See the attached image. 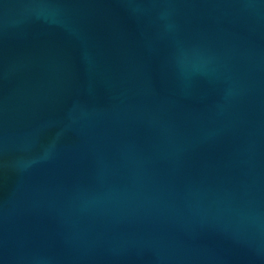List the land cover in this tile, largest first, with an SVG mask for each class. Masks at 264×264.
Listing matches in <instances>:
<instances>
[{
  "label": "water",
  "instance_id": "95a60500",
  "mask_svg": "<svg viewBox=\"0 0 264 264\" xmlns=\"http://www.w3.org/2000/svg\"><path fill=\"white\" fill-rule=\"evenodd\" d=\"M0 264H264V0H0Z\"/></svg>",
  "mask_w": 264,
  "mask_h": 264
}]
</instances>
